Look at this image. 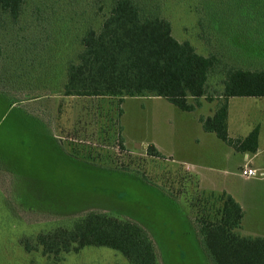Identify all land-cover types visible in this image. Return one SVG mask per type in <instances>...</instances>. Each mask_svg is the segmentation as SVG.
I'll return each instance as SVG.
<instances>
[{
    "label": "rangeland",
    "instance_id": "374dc122",
    "mask_svg": "<svg viewBox=\"0 0 264 264\" xmlns=\"http://www.w3.org/2000/svg\"><path fill=\"white\" fill-rule=\"evenodd\" d=\"M117 1L26 0L17 20L0 14V264H128L107 247L43 253L39 234L90 212L144 227L159 264H213L197 219L217 218L223 192L189 170L209 174L247 213L248 195L264 190V179L234 175L243 154L200 123L216 108L210 101L223 102L227 69L264 70V0H130L144 20L169 21L179 42L216 58L212 100L194 112L154 96H64L82 39L100 31ZM229 113L237 138L257 122L264 136V97L233 98ZM253 166L264 170V158Z\"/></svg>",
    "mask_w": 264,
    "mask_h": 264
},
{
    "label": "trees",
    "instance_id": "16d2710c",
    "mask_svg": "<svg viewBox=\"0 0 264 264\" xmlns=\"http://www.w3.org/2000/svg\"><path fill=\"white\" fill-rule=\"evenodd\" d=\"M25 1L0 0V14L17 20ZM82 45L78 62L68 66L64 96L118 97L121 102L125 97L154 96L166 99L183 112H194L203 98L212 100L209 79L216 68V58L199 54L190 42H179L169 21L160 17L144 20L130 0H118L100 31L90 30ZM225 77L219 97L223 102L212 117L200 119L203 129L239 152L255 153L259 147L258 128L242 141L229 138V100L264 97V70L229 68ZM148 153L159 157L154 146H149ZM221 198L222 207L215 220L197 219L203 248L212 263L264 264V237L244 235L242 206L229 194L223 193ZM37 243L45 255L57 259L96 246L119 252L128 264H159L144 227L106 213L90 212L71 228L39 234ZM25 246L32 251L29 243Z\"/></svg>",
    "mask_w": 264,
    "mask_h": 264
},
{
    "label": "crops",
    "instance_id": "0c3cea01",
    "mask_svg": "<svg viewBox=\"0 0 264 264\" xmlns=\"http://www.w3.org/2000/svg\"><path fill=\"white\" fill-rule=\"evenodd\" d=\"M230 100H229V104H230ZM215 102L218 104L219 101L211 102V104L215 103ZM203 104H204L203 101H200V105L201 106L199 108H197V109H200L203 106ZM217 104H216V108L214 109V111L212 112V110H211L212 116L214 115V112L217 109ZM212 116H210V117H212ZM201 119H207V118H201ZM200 123H201V121H200ZM227 124H228V134H229V138L230 139H235V140H241L242 141L246 137H248V135L251 133L250 132L245 137L237 138L236 135L239 134V132H240V125H238L239 123H237L235 126L233 125V132L231 131L230 113L228 115V123ZM201 125H202V123H201ZM237 125H238V127H237ZM202 128H203V125H202ZM255 128L259 129V147H258V149H257V151L255 153H249V152L243 153V152L237 151L235 148L233 149L234 151L232 150V152H239V153H242L243 156H244L243 162H242V164L239 167V171H240L241 167H243V168L244 167H250V168L259 169V168L254 167L253 165L256 162L259 163L260 162V158H264V145H261L262 143L264 144L263 123L257 122V125H256ZM209 134H214V133H209ZM231 134L234 135V137H236V138L231 137ZM219 157H221V156H219ZM215 158H218V156H216ZM203 167L204 166H202V168ZM204 168H206V167H204ZM189 172H191V173L194 172V173H192L194 175L197 174L199 176L200 182L204 186L206 185L207 187H209L211 189L219 190V191H221L223 193L231 195L234 198V195L232 193L228 192L225 189V187L217 186V184L215 182H213V179L210 178L211 176L209 174L197 173V171H194V170H189ZM234 175L235 176L238 175L240 178H243V179L245 178V177L241 176V174H239V173L238 174H234ZM246 179H250V178H246ZM255 182H260V181H255ZM234 199L237 202L240 203L239 200H237L236 198H234ZM247 203H248V207H249L248 208L249 209V213H247L245 207L243 206V203H240V205L242 206L243 211H244V219H243V222H242V233L244 235L263 236L264 237V190L263 191L260 190V191L252 193L251 195H248Z\"/></svg>",
    "mask_w": 264,
    "mask_h": 264
},
{
    "label": "built area",
    "instance_id": "2783aa9c",
    "mask_svg": "<svg viewBox=\"0 0 264 264\" xmlns=\"http://www.w3.org/2000/svg\"><path fill=\"white\" fill-rule=\"evenodd\" d=\"M241 176H243L245 178L264 179V170L250 168V167H244L241 170Z\"/></svg>",
    "mask_w": 264,
    "mask_h": 264
}]
</instances>
